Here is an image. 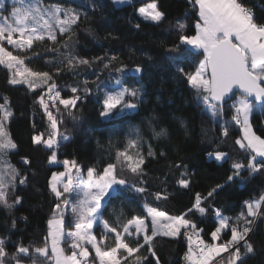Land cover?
Listing matches in <instances>:
<instances>
[{
    "label": "trees",
    "instance_id": "trees-1",
    "mask_svg": "<svg viewBox=\"0 0 264 264\" xmlns=\"http://www.w3.org/2000/svg\"><path fill=\"white\" fill-rule=\"evenodd\" d=\"M43 1L77 6V11L82 15L77 25L73 26L75 54L89 60L94 57L104 59L97 60L90 66L80 67L79 75L63 72L55 77L62 98L73 95L70 92L73 86L79 85L83 89L84 80L89 81L87 87L92 89L91 94L78 101L76 107L71 109L75 119L63 105L49 102L50 110L60 121V133L70 137L69 141L62 142L56 150L58 163H49L48 158L53 150L45 148L43 144L33 143L35 135L43 133L46 139L50 131L47 115L37 102L44 89L31 90L27 85L10 84L8 71L0 66V103L4 102L3 97L8 98L13 111L8 127L18 145L7 159L27 177L24 184L17 181L14 190L9 192V203H13L17 196L22 198L20 202L15 203L12 208L0 204V209L5 213L1 220L0 237L5 238L8 252L15 253V246L20 244L30 249L43 246L44 238L48 235V220L52 218L58 202L50 190V180L53 173L64 169L62 161L75 159L84 175L90 167L100 171L108 163H116L115 152L124 148L128 134L133 129H139L143 141V175L133 176L126 169L121 170L120 165L117 171L119 178L138 187L143 186L147 192L138 195L128 190L118 197L106 198L103 202V218L110 224L117 226V217H120L121 223H125L132 216L143 215L144 203L157 207L170 216L180 215L192 207L196 193H200L202 197L207 196L216 185L223 187L217 189L202 205L208 212L203 216L194 212L187 217L203 230L202 236L207 242H212L210 233L218 226L214 209H219L222 215L233 219L242 212L247 215L245 201L259 199L264 194V171L251 174L244 171L240 178L228 181L233 163H247L248 153L235 143L241 137V129L232 124L229 126L228 136L224 137L222 123L230 121L232 117L228 105H225L223 121L214 122L205 114L202 102L195 98L186 77L178 72V68L183 67L184 71L189 69L186 73H191L203 60V55L194 52L190 46H181L175 52L169 51L174 45L180 44L181 35L195 33L198 6L194 7L192 0H157L159 9L165 13V19L157 24L145 21L138 12L139 7L150 0H130L123 4L114 3V0ZM240 2L252 8L258 23L264 22V0ZM10 8L8 6L3 14H8ZM178 22L185 24L182 32L177 26ZM137 24L140 25L139 28L136 27ZM64 39H67L66 35L58 34V40ZM48 46L49 42L34 45L28 55L39 53V58L34 57L30 67L49 72L54 70L45 61L59 57L55 53L45 52L44 48ZM111 56L118 57V60L105 69L104 63ZM121 64L127 67L117 76L114 69ZM137 65L144 71L139 76H133L129 70ZM117 78L122 84L142 89L137 107L134 110L117 111L107 119L102 118L99 101L103 99L106 88L113 90L112 86ZM93 81L100 84L99 91ZM80 95L83 96V92ZM57 108L59 113L56 112ZM252 124L255 132L264 138V114L253 113ZM153 128L155 131L167 129L168 134L157 138L153 134ZM149 145L155 153L153 156L147 155ZM214 150L228 153L227 161L210 158L208 153ZM25 157L30 161L29 165L22 163ZM176 165L181 167L177 168ZM182 172H187L190 177L188 189L179 188L176 183ZM76 177L75 171L74 180ZM165 190L169 194L168 199L155 200L154 194ZM73 226L75 217L70 212L66 213L64 227ZM94 231L100 235L98 225L94 227ZM222 239H230V232L222 234ZM249 239L254 252L248 254L245 264H264L263 217H258ZM140 242L143 243L142 240ZM63 245L70 249L67 243ZM151 246L155 256L148 251V245L134 254L140 257V264H157V258L159 264H187L185 254L188 251V240L183 230L175 238L157 236ZM241 249L242 252L245 251L244 248ZM92 255L93 250L90 260ZM22 259L25 262L32 261L28 257ZM37 263L43 264V261L38 260ZM129 264H136L134 257L129 258Z\"/></svg>",
    "mask_w": 264,
    "mask_h": 264
},
{
    "label": "snow or ice",
    "instance_id": "snow-or-ice-1",
    "mask_svg": "<svg viewBox=\"0 0 264 264\" xmlns=\"http://www.w3.org/2000/svg\"><path fill=\"white\" fill-rule=\"evenodd\" d=\"M125 2L130 0H114L117 4ZM192 3L194 7L198 6L195 34L181 35L180 44L174 45L169 51L175 52L181 46H190L194 52L203 55V60L194 72L186 73L183 67H179L178 72L186 77L195 98L202 102L205 114L214 122L223 121L225 105H228L232 117L230 121L222 123L224 137L228 136L229 126L232 124L238 125L242 131V136L235 143L248 153L247 163H233L228 181L240 178L244 171L250 174L262 172L264 138L253 131L249 117L257 107L264 109V22L258 23L253 11L240 0H192ZM5 11L6 0H0V66L8 71L10 84L27 85L31 90L44 89L37 102L47 115L50 131L46 139L43 133L35 135L33 143L43 144L45 148L53 150L48 158L49 163H58L56 150L62 142L69 141L70 137L60 133V121L50 110L49 102L63 105L75 119L71 109L76 107L78 101L91 94L92 89L87 87L89 81L84 80L83 89L79 85L73 86L70 88L73 95L62 98L55 77L63 72L79 75L80 67L90 66L104 58L94 57L89 60L75 54L73 26L77 25L82 13L73 7L45 5L43 0H11L9 14L4 15ZM138 12L145 21L159 24L165 19V13L160 11L157 0L143 4ZM177 26L181 32L185 28L184 23L178 22ZM136 27L139 28L140 25L137 24ZM58 34L66 35L67 39L58 40ZM46 42L50 46L45 47L44 51L55 53L59 57L45 61L48 67H53L52 72L29 66L34 57L39 58V53L33 52L31 56L28 53L33 50L34 45H44ZM8 46L13 50H9ZM117 60L116 56L109 57L104 68H110ZM126 67L123 64L116 67L115 74L118 76L123 73ZM133 71L140 74L144 69L137 65ZM112 88L113 90L106 88L103 99L99 101L102 118H110L117 111L136 109L142 91L140 87H127L117 78ZM96 89L100 90L99 83H96ZM81 92L83 96L80 95ZM45 94L48 101L45 100ZM3 101L0 103V204L12 208L22 198L17 196L13 203H9V192L14 190L17 181L24 184L27 177L7 159L18 145L8 127L13 111L6 96ZM56 112L59 113L58 108ZM153 134L159 138L168 133L167 129L155 131L153 128ZM128 135L124 148L115 152L116 163H108L100 171L90 167L86 178L75 159L62 161L65 172L53 173L50 180V190L58 202L52 218L48 220V235L44 238L43 246L30 249L20 244L15 246V253L10 254L5 238L0 237V264H23L22 257L30 258L32 264H37L38 260H42L43 264H129V258L134 257L136 264H140V257L134 256L140 249L148 245V251L155 256L151 246L155 237L175 238L181 235L182 230L188 240V252L185 254L187 264H245L248 254L254 252L249 239L254 221L257 217H264V196L246 201L247 215L242 212L234 219L222 215L219 209H214L218 226L210 233L211 243L203 239V230L187 217L194 212L205 215L208 209L202 206L203 202L223 185H216L204 197L196 193L192 207L180 215L170 216L167 212L144 203L143 215L132 216L125 223H121L120 217H117V226H113L103 219V202L106 198L118 197L128 190L138 195L147 192L145 187H138L119 178L118 165L121 170L126 169L133 176L143 175L145 157L140 131L133 129ZM154 154L149 145L147 155ZM208 155L216 161H227L229 158L228 153L219 150L209 152ZM22 163L29 165L30 161L25 157ZM73 169L77 172L75 183ZM176 183L179 188L188 189L191 183L188 173H180ZM168 195L166 190L154 194L157 201L167 200ZM69 212L75 217V227L66 232L64 217ZM97 223L103 228L101 239L93 231ZM228 232L230 239L225 241L222 234ZM109 236L113 240L111 245L106 243ZM129 239L135 241V246L129 243ZM65 243L70 244V254L62 246ZM89 246L94 249L91 260ZM241 248L245 251L242 252Z\"/></svg>",
    "mask_w": 264,
    "mask_h": 264
},
{
    "label": "rangeland",
    "instance_id": "rangeland-1",
    "mask_svg": "<svg viewBox=\"0 0 264 264\" xmlns=\"http://www.w3.org/2000/svg\"><path fill=\"white\" fill-rule=\"evenodd\" d=\"M150 2V1H149ZM43 3L45 4V5H52V4H60V5H63L64 7H73V8H75L76 10H78L77 9V6H75V5H65V4H62V3H57V2H44L43 1ZM148 3V2H147ZM8 6H10L11 7V0H6V7H8ZM142 6V5H141ZM140 6V7H141ZM139 7V8H140ZM10 10H11V8H10ZM10 10H9V12H10ZM161 11V10H160ZM9 12H8V14H9ZM8 14H6V15H8ZM195 33H193V34H191V35H194ZM190 36V35H189ZM9 47V50H13L12 48H11V46H8ZM14 54H17V53H15L14 52ZM196 69H194V70H192V72H194ZM185 71H189V69L187 68ZM123 85H125V86H127V87H130V86H128V85H126V84H123ZM239 94V93H238ZM237 94V95H238ZM254 112H252L251 113V115H250V117H249V120H250V124H251V127H252V129H253V131L255 132V130H254V128H253V124H252V114H253ZM256 133V132H255ZM256 135H258V136H260L259 134H257L256 133ZM241 136H242V131H241ZM263 138V137H262ZM213 152V151H212ZM222 152H224V151H222ZM61 172H65V168L64 169H61V170H59V171H57L56 173H61ZM72 176H73V181H74V183H75V171H74V169H73V171H72ZM85 178H86V175H85ZM5 217V213H4V211L3 210H1L0 209V227H1V220L3 219ZM104 219V218H103ZM97 225L99 226V231H100V235L98 236L97 235V233L94 231V229H93V231H94V234L97 236V238L98 239H101L102 238V232H103V228H102V226L99 224V223H97ZM74 227L75 226H73V227H64V230L67 232V231H71V230H74ZM106 243H108L109 245H111L112 243H113V240H112V237L111 236H109L108 237V239H107V241H106ZM129 243L132 245V246H135V241L134 240H131V239H129ZM142 243V242H141ZM68 244V246L70 247V244L69 243H67ZM63 246V245H62ZM42 247V246H41ZM65 247V246H64ZM92 250L94 251V249H92L90 246H89V253H90V255H91V253H92ZM65 251H66V253H68V254H70V252H71V249H65ZM241 251H243L242 249H241ZM23 264H32V261H27V262H25V261H23ZM37 264H39V263H37Z\"/></svg>",
    "mask_w": 264,
    "mask_h": 264
},
{
    "label": "built area",
    "instance_id": "built-area-1",
    "mask_svg": "<svg viewBox=\"0 0 264 264\" xmlns=\"http://www.w3.org/2000/svg\"><path fill=\"white\" fill-rule=\"evenodd\" d=\"M249 9H251L252 10V8H249ZM253 11V10H252ZM61 97H62V94H61ZM45 100L46 101H48V97H47V95L45 94ZM253 112L254 113H256V114H259V115H263L264 114V109H261V108H259V107H257L256 109H254L253 110ZM263 196H264V194H263ZM246 202V201H245ZM264 206H262V208H263ZM258 220V217L255 219V221H254V224H253V228H254V225H255V223H256V221ZM204 239V238H203ZM205 240V239H204ZM206 241V240H205ZM207 242V241H206ZM209 243H211V242H209ZM188 252V251H187ZM186 252V253H187Z\"/></svg>",
    "mask_w": 264,
    "mask_h": 264
},
{
    "label": "water",
    "instance_id": "water-1",
    "mask_svg": "<svg viewBox=\"0 0 264 264\" xmlns=\"http://www.w3.org/2000/svg\"><path fill=\"white\" fill-rule=\"evenodd\" d=\"M136 68V66H133L130 70L129 73L133 76H139L140 74L135 73L133 70ZM263 225H264V217H263Z\"/></svg>",
    "mask_w": 264,
    "mask_h": 264
},
{
    "label": "crops",
    "instance_id": "crops-1",
    "mask_svg": "<svg viewBox=\"0 0 264 264\" xmlns=\"http://www.w3.org/2000/svg\"><path fill=\"white\" fill-rule=\"evenodd\" d=\"M63 247H64V245H63ZM65 248V247H64ZM66 249V248H65ZM68 250V249H67Z\"/></svg>",
    "mask_w": 264,
    "mask_h": 264
}]
</instances>
